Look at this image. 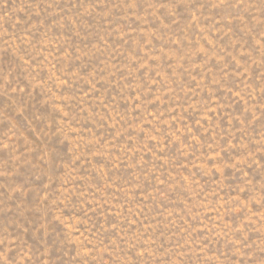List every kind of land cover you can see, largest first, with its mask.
I'll list each match as a JSON object with an SVG mask.
<instances>
[{
  "label": "rangeland",
  "instance_id": "obj_1",
  "mask_svg": "<svg viewBox=\"0 0 264 264\" xmlns=\"http://www.w3.org/2000/svg\"><path fill=\"white\" fill-rule=\"evenodd\" d=\"M0 264H264V0H0Z\"/></svg>",
  "mask_w": 264,
  "mask_h": 264
}]
</instances>
